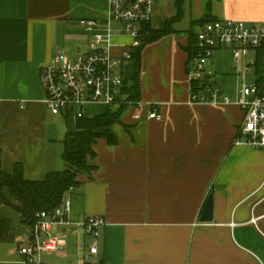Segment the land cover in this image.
I'll use <instances>...</instances> for the list:
<instances>
[{
  "label": "crops",
  "instance_id": "1",
  "mask_svg": "<svg viewBox=\"0 0 264 264\" xmlns=\"http://www.w3.org/2000/svg\"><path fill=\"white\" fill-rule=\"evenodd\" d=\"M108 8L109 0H0V172L22 163L26 178L42 179L64 168L62 138L52 131L59 120L44 103L40 71L58 49L66 47L71 57L85 52V22H104ZM210 19L262 26L264 0H181L179 9L177 0H156L146 24L168 32L142 45L139 67L132 58L122 69L129 97L131 78L138 73L141 115L136 119L133 109L123 110L121 123L113 125L116 145L96 140L95 156L88 160L94 169L77 176L79 185L63 198L70 201L65 224L52 228L65 244L59 252L42 255L40 264L264 261V150L235 143L243 117L237 105L188 101L189 48ZM109 26L111 51L119 55L131 39L122 24L112 21ZM226 53L232 58L230 50H215L206 69L209 80L234 98L240 77L233 59V64L217 67ZM151 105L161 119H146ZM108 108L91 104L90 116ZM65 120L67 131L74 130L75 120ZM3 193L14 203L8 190ZM209 195L212 220L202 222ZM0 214L10 220L14 235L12 242H0V264H33L17 251L30 227L4 204ZM85 216L104 219L96 238L85 233ZM92 245L95 254L88 252Z\"/></svg>",
  "mask_w": 264,
  "mask_h": 264
},
{
  "label": "built area",
  "instance_id": "2",
  "mask_svg": "<svg viewBox=\"0 0 264 264\" xmlns=\"http://www.w3.org/2000/svg\"><path fill=\"white\" fill-rule=\"evenodd\" d=\"M155 2L132 0L124 6L125 0H109L104 22H85L89 35L85 52L71 57L64 49L56 51L51 62L40 71L43 100L52 115L77 120L90 115L88 108L91 104H104L112 109H133V117L139 119L142 104L124 93L122 69L143 43L142 25L150 22ZM112 21L122 24L124 33L131 39L128 48L119 55L111 51L114 33L109 24ZM217 49L230 50L235 63L234 73L240 77L234 98L208 78L210 72L206 64ZM249 74L250 81L247 79ZM186 75L189 103L215 107L237 105L243 117L235 143L264 150V25L253 26L232 19L206 21L192 44ZM161 118V113L151 105L146 119ZM69 211L70 201L65 200L53 210L36 213L30 234L17 247L24 262L40 264L42 255L63 248V237L56 235L52 228L65 224ZM104 222L100 216H85L82 226L87 235L96 238ZM88 252L95 254L96 245L90 246Z\"/></svg>",
  "mask_w": 264,
  "mask_h": 264
},
{
  "label": "trees",
  "instance_id": "3",
  "mask_svg": "<svg viewBox=\"0 0 264 264\" xmlns=\"http://www.w3.org/2000/svg\"><path fill=\"white\" fill-rule=\"evenodd\" d=\"M181 0H177L179 9ZM211 20V19H210ZM209 21V20H207ZM146 24V23H145ZM143 44L155 38H160L168 32L167 28L159 31L143 27ZM138 47L132 55L139 67L140 50ZM192 44L189 48V54ZM138 71V68H137ZM132 87L130 98L138 101V73L131 78ZM122 109L108 108L103 114L84 116L77 119L75 128L66 131L61 139V158L64 168L59 171H50L42 179H28L24 175L22 163H15L11 172H0V205L4 204L20 216L21 224L31 226L35 221V215L40 211H50L58 207L64 196L79 185L77 176L88 174L94 169L89 163V158L95 156L93 145L98 138H105L108 145L117 143L113 125L120 122ZM8 190L14 203L9 202L3 193ZM14 235L11 231V222L0 214V242H12Z\"/></svg>",
  "mask_w": 264,
  "mask_h": 264
},
{
  "label": "rangeland",
  "instance_id": "4",
  "mask_svg": "<svg viewBox=\"0 0 264 264\" xmlns=\"http://www.w3.org/2000/svg\"><path fill=\"white\" fill-rule=\"evenodd\" d=\"M111 27L112 28H116L115 24H113ZM61 49L65 50L66 47H63ZM67 54H69V53H67ZM217 55H218V52H215L214 55H213V58L215 57V59L216 58L218 59ZM69 56H70V54H69ZM231 63H232V58H231L230 54L226 53L219 61H217V67L224 68L225 65H231ZM247 79H248V81L251 80L250 74L248 75ZM88 110L90 111V106H89ZM53 117H54V115H53ZM56 117L58 118L59 122L55 121L53 123L52 131H53L56 139L57 138L61 139L63 137L64 133L67 131L66 124H65L66 120L63 117H58V116H56ZM67 121H68V119H67ZM76 122H77V120H75V124H76Z\"/></svg>",
  "mask_w": 264,
  "mask_h": 264
},
{
  "label": "water",
  "instance_id": "5",
  "mask_svg": "<svg viewBox=\"0 0 264 264\" xmlns=\"http://www.w3.org/2000/svg\"><path fill=\"white\" fill-rule=\"evenodd\" d=\"M132 0H125L124 6L130 3ZM200 220L202 222H209L212 220V196L209 195L204 203L200 214Z\"/></svg>",
  "mask_w": 264,
  "mask_h": 264
}]
</instances>
